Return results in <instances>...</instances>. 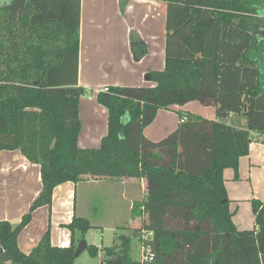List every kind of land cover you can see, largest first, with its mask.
Wrapping results in <instances>:
<instances>
[{
    "label": "trees",
    "instance_id": "16d2710c",
    "mask_svg": "<svg viewBox=\"0 0 264 264\" xmlns=\"http://www.w3.org/2000/svg\"><path fill=\"white\" fill-rule=\"evenodd\" d=\"M152 1L167 5L165 68L150 73L153 87L98 92L108 134L100 148L83 149L80 100L93 92L79 84L81 0H0V153L19 150L42 179L21 221H0V264H75L94 228L87 218L65 226L68 247L53 246L51 226L29 254L18 238L37 209L51 208L58 186L90 180L146 181L132 218L152 264H264V203L252 202L255 228L239 231L224 178L232 168L238 179L240 159L264 133V49L258 58L253 30L264 0ZM131 49L135 61L147 54L134 36ZM191 102L213 105L217 118L188 114L163 140L145 136L160 110ZM120 240L87 251L101 263L141 264L132 238Z\"/></svg>",
    "mask_w": 264,
    "mask_h": 264
},
{
    "label": "crops",
    "instance_id": "0c3cea01",
    "mask_svg": "<svg viewBox=\"0 0 264 264\" xmlns=\"http://www.w3.org/2000/svg\"><path fill=\"white\" fill-rule=\"evenodd\" d=\"M123 2L126 4L124 9ZM166 22L167 5L163 2L81 0L79 84L93 94L80 100L79 117L82 125L78 140L80 148L98 149L102 139L108 134V110L97 102L98 92L110 86H155L145 77L165 68ZM133 36L141 39L147 46V54L140 61H135L131 49ZM193 103L199 102H191L184 106L175 105L172 108L184 110ZM183 114L185 118L188 114L197 115L194 111ZM197 116L215 120L216 109L215 118L212 113L210 117ZM160 118L168 119L165 110L158 112L154 123ZM179 124L167 136L173 133ZM149 127L144 132L148 139L158 142L167 137L161 139L149 137L147 135ZM224 178L236 228L239 231L253 230L255 214L252 202L256 200L264 203V133H255L249 155L240 159L238 179L232 168L224 171ZM113 187L122 189L123 199L128 201L129 214H132L139 194L146 190V181L138 183L135 180H125L115 184L106 180H90L78 184L68 182L58 186L53 193L51 208L46 206L37 209L33 213L31 223L20 233L18 238L20 250L25 254L31 253L50 226L53 246H70L71 232L65 226L71 224L75 216L87 218L94 227L92 230L104 231L106 217L93 218L98 213V206L91 200V191L96 190L104 198L112 199ZM41 191L39 165L29 162L19 150L0 153V221L18 224L29 212ZM112 213L111 209L105 211L106 216ZM82 240L86 241L87 248L76 258L75 264L91 245L87 237ZM93 245L98 246L96 243ZM113 245H116L115 241L109 246L98 247Z\"/></svg>",
    "mask_w": 264,
    "mask_h": 264
},
{
    "label": "rangeland",
    "instance_id": "374dc122",
    "mask_svg": "<svg viewBox=\"0 0 264 264\" xmlns=\"http://www.w3.org/2000/svg\"><path fill=\"white\" fill-rule=\"evenodd\" d=\"M253 30L258 44L256 47V56L260 58V53L264 49L262 47V41H264V18H255ZM195 107L203 109H196ZM187 111H194L197 115H202L204 117H210L212 113L213 117L215 118V107L213 105H201L199 103H193L192 106L187 107V109L184 110H176L175 108L170 107L168 110H165V112L168 114V119L162 120L160 118L155 123L153 122L151 124L152 126L147 129V135L153 139H161L167 136L177 127L181 120L185 118V115H183L184 117L181 118V114L187 113ZM106 182H114L115 184H118L120 181L106 180ZM112 191H114L112 199L104 198L96 190H93V192L91 191V200L94 202L93 204L95 206H98V213H96L93 218L97 219L100 217H106V225L105 230H102L103 232L101 230H92L89 235H86L87 240L92 245L96 243L98 246H109L115 241L116 245L120 246L122 241L120 240L119 236L125 234L123 236L130 237L133 240V259L139 261L141 258L142 244L138 239L134 238V229L140 226L141 221L139 219H133L132 214H129V203L126 199H123L122 189L119 187L118 189L113 187ZM143 197L144 192H141L136 203L140 202ZM110 209L113 211L112 215L108 214V216H106L105 211ZM100 259L102 260V255H100ZM100 259L93 258L87 251L79 257L77 264H106L105 262L101 263Z\"/></svg>",
    "mask_w": 264,
    "mask_h": 264
},
{
    "label": "built area",
    "instance_id": "2783aa9c",
    "mask_svg": "<svg viewBox=\"0 0 264 264\" xmlns=\"http://www.w3.org/2000/svg\"><path fill=\"white\" fill-rule=\"evenodd\" d=\"M181 121H186V118H183ZM141 244H142L141 247L142 250H141V258L139 261L141 262V264H152L154 260V255L152 253L150 246L145 245L143 243Z\"/></svg>",
    "mask_w": 264,
    "mask_h": 264
},
{
    "label": "water",
    "instance_id": "95a60500",
    "mask_svg": "<svg viewBox=\"0 0 264 264\" xmlns=\"http://www.w3.org/2000/svg\"><path fill=\"white\" fill-rule=\"evenodd\" d=\"M145 79L147 81H150L151 80V75L148 74ZM87 248V243L85 240H82L79 244H78V247H77V251H76V258L82 253L83 250H85ZM3 252V249L0 248V254Z\"/></svg>",
    "mask_w": 264,
    "mask_h": 264
}]
</instances>
